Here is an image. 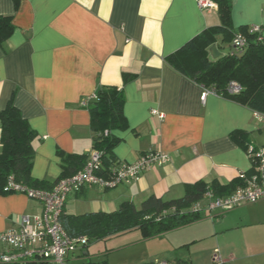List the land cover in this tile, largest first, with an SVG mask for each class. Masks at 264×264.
Returning a JSON list of instances; mask_svg holds the SVG:
<instances>
[{
    "label": "crops",
    "instance_id": "1",
    "mask_svg": "<svg viewBox=\"0 0 264 264\" xmlns=\"http://www.w3.org/2000/svg\"><path fill=\"white\" fill-rule=\"evenodd\" d=\"M0 15L15 25L0 46V112L13 100L38 134L35 179L53 183L63 174V155L93 152L91 115L83 102L108 86L126 97L128 127L115 131L117 161L136 162L149 150L171 157L138 181L70 194L65 214L111 213L126 201L140 207L152 195L178 199L186 185L200 180L229 184L251 168L242 143L264 146V123L255 120V111L213 94L202 101L204 86L170 60L188 41L221 24L218 8L201 10L197 0H0ZM231 24L236 32L264 27V0H232ZM124 74L132 79L125 82ZM1 127L0 120V153ZM42 212V203L25 194L0 195V233ZM220 259L208 264H227Z\"/></svg>",
    "mask_w": 264,
    "mask_h": 264
},
{
    "label": "trees",
    "instance_id": "2",
    "mask_svg": "<svg viewBox=\"0 0 264 264\" xmlns=\"http://www.w3.org/2000/svg\"><path fill=\"white\" fill-rule=\"evenodd\" d=\"M212 1L217 5L221 24L188 41L170 60L182 74L206 88L213 89L221 97L264 113V37L262 41H255L257 35H250L248 27H242L238 32L233 29L232 0ZM14 31L12 17L0 15L1 47L11 38ZM238 33L249 38L246 50L240 55L231 53L232 41ZM219 38L220 42L229 45L230 52L229 55L222 54L220 58L214 59L210 49L217 45ZM130 79L131 75L124 74L125 82ZM231 82L241 85L242 91L238 94L229 93L227 87ZM125 101L122 89L108 86L102 87L93 98L88 99L85 107L91 115L93 151L101 154L102 165L98 173L104 177H110L121 164L114 154V148L119 142L115 131L128 127L124 113ZM0 120L2 124L0 195L19 193L13 190L5 191L10 177H13L16 184L30 189L50 190L59 180L83 169L90 158L91 153L63 155V174L59 179L53 183L37 180L32 176V168L35 159L34 143L39 138L38 134L23 117L13 100L0 112ZM239 134L235 133L233 138L239 139ZM242 144L247 150L248 144ZM242 184L240 177L225 185L218 181L208 184L200 180L186 185L184 196L178 199L164 200L152 195L145 199L140 207L132 201H126L118 210L111 213L90 212L81 215L64 213L61 222L72 238H87L85 247L93 241L105 240L134 230L141 231L145 237H154L203 220L202 212L194 211V207L204 200L207 191L212 190L216 195L224 196L231 194Z\"/></svg>",
    "mask_w": 264,
    "mask_h": 264
},
{
    "label": "built area",
    "instance_id": "3",
    "mask_svg": "<svg viewBox=\"0 0 264 264\" xmlns=\"http://www.w3.org/2000/svg\"><path fill=\"white\" fill-rule=\"evenodd\" d=\"M197 4L201 10L217 8L212 0H197ZM248 29L250 35H257L255 41L263 40L262 26L251 25ZM248 43L249 38L238 33L232 41L231 53H244ZM227 91L238 94L242 87L237 82H231ZM210 94L220 96L213 89L204 87L201 100L205 101ZM87 101L88 99L83 102V107L87 106ZM152 114L165 118L158 110H152ZM254 118L264 123V113L255 111ZM246 152L251 168L249 172L240 174L243 184L225 196L216 195L212 190L207 191L204 199L208 200L206 209L209 211L218 210L222 214L264 200V146L248 145ZM170 161L171 157L165 152L149 150L136 162L121 163L110 177H104L98 173L102 165L101 154L93 151L83 169L59 180L50 190L30 189L16 184L13 177H10L5 191L25 193L28 197L38 200L43 205V212L35 216L25 215L18 227L0 233V264H69L72 255L87 244V238H72L62 225L61 216L64 214L69 195L87 186L112 189L123 183L138 181L147 170L161 167ZM194 211H203L201 203L194 207ZM215 261L219 262L221 259L216 256Z\"/></svg>",
    "mask_w": 264,
    "mask_h": 264
},
{
    "label": "rangeland",
    "instance_id": "4",
    "mask_svg": "<svg viewBox=\"0 0 264 264\" xmlns=\"http://www.w3.org/2000/svg\"><path fill=\"white\" fill-rule=\"evenodd\" d=\"M220 47L229 55L228 44ZM201 205L205 220L197 224L154 237L134 230L93 241L70 264H208L217 263L215 256L227 264H264V200L220 215L206 209L208 200Z\"/></svg>",
    "mask_w": 264,
    "mask_h": 264
},
{
    "label": "water",
    "instance_id": "5",
    "mask_svg": "<svg viewBox=\"0 0 264 264\" xmlns=\"http://www.w3.org/2000/svg\"><path fill=\"white\" fill-rule=\"evenodd\" d=\"M210 52H211V56L214 58V59H218L222 56V54L218 51L217 49V46L216 45H213L210 49Z\"/></svg>",
    "mask_w": 264,
    "mask_h": 264
}]
</instances>
